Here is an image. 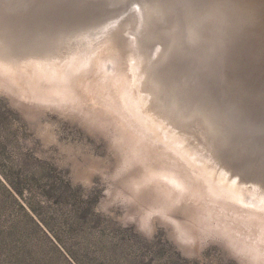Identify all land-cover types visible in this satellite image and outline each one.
Masks as SVG:
<instances>
[{"label":"rangeland","instance_id":"obj_1","mask_svg":"<svg viewBox=\"0 0 264 264\" xmlns=\"http://www.w3.org/2000/svg\"><path fill=\"white\" fill-rule=\"evenodd\" d=\"M149 7L157 18L145 15ZM144 18L157 24L147 40ZM190 18L205 20L202 39L216 49L201 57L187 48L173 60L167 32L187 37ZM81 31L106 33L112 54L92 55L99 65L69 56L45 70L31 58L15 61L18 69L9 65L13 71L0 62V264H264V219L203 192L169 151L128 124L107 87L114 72L108 58L132 38L137 53L152 57L154 75L160 70L177 87L194 61L198 88L233 110L230 138L237 142L219 148L235 145L229 163L241 179L260 182L264 0H0V32L19 44L26 35L71 40ZM144 119L166 132L165 122ZM192 124L179 136L202 140L204 123ZM213 166L217 181L224 169Z\"/></svg>","mask_w":264,"mask_h":264},{"label":"bare ground","instance_id":"obj_2","mask_svg":"<svg viewBox=\"0 0 264 264\" xmlns=\"http://www.w3.org/2000/svg\"><path fill=\"white\" fill-rule=\"evenodd\" d=\"M148 9L151 8L149 7ZM149 11L150 10H148L147 14L145 13V15H147L150 19L153 16H155V14L153 13V11L151 12ZM144 20H146V18H144ZM161 22H163V20ZM22 30L24 31V28ZM39 30L42 31L41 28H39ZM89 31L90 30H88V32ZM76 32H73L74 34L71 33V35L73 34L71 37H73ZM84 33H86V31ZM84 33L82 35V31H81L79 37H76L78 39L74 38L75 40L74 39L65 40V39H61V37H58L56 41L52 40L55 37L43 38L44 36H42L43 35L42 34L36 36L38 37L36 38L34 35L33 37H30L31 35L28 34L29 36L26 35V37H24L25 38L24 42L22 38L21 42L23 44H19L17 43L18 42L17 39L14 38L15 35L14 37H9V34H4L0 32V62L2 61L3 65L7 63L8 66L9 65L11 66V64L16 63L15 61H17L18 59H20L21 62L23 58H31L35 62L36 66L38 65L41 67V69L45 70L46 65L50 63L52 64L53 61L55 62L58 60L61 62L63 59L67 60L71 56L78 55L80 58L82 57L81 55H85L86 59H88V57H91L92 64L99 65V61L97 59L99 56L101 55L106 56L108 54L109 55L112 54L111 50L108 49L107 47L108 46L107 44H110V40H108L110 39V37H108L107 40L103 41L108 36L106 33L102 35L96 34L93 36H91L90 34L86 35ZM50 40H52L53 42ZM131 40H132L131 45L125 44L124 42L122 43V45L121 44L117 45L116 46L117 48L115 50V54H116L115 57L108 58L109 61H111L112 68L114 67V72H113L114 75L113 74L109 75L108 77L109 82L107 87L108 89L110 88L109 92L111 95V99L115 104V106L117 107V110L120 112V114H123L129 125L138 129V131L141 134H144L141 135V137L143 136L142 137L143 139L152 140L156 144H161L163 150L166 149L167 151H169L170 154L173 156V158L176 159L177 162L182 164L181 166L183 167L185 172L191 176V179L199 187H201L202 190H204L203 192H207V194L211 198L215 200L218 199L223 202L226 201L233 202L234 207H237L236 209H239V211L241 209L244 212H248V214L251 213L256 215L255 217L258 218L261 217V219H264V178H262L260 174L259 175L260 177H258L260 182L257 183H250L248 181L246 182L245 179L243 178L241 179L239 177V174L236 172L238 168H236L233 164L229 163L232 162L231 154L235 149L233 148V146L235 145L231 146L232 148L230 147L226 148L224 151H221V149L219 148L220 142H226V143L228 142L229 144H233V143L236 144L235 142L237 141L235 140L234 142V140L230 138L229 131H227L230 128L224 125L222 122L220 123L219 121L218 122L211 121V119L208 117L206 113V104L202 100L198 101L188 97L182 98V96H180V94L176 90L177 86L170 85L169 83L170 81L163 76L166 75L165 73L161 74V76L154 75L152 70L154 67L152 57L145 55L144 53L142 54L137 53L134 48L133 38ZM76 48H78L79 51H76L75 50ZM24 49L27 50L25 51ZM81 50L82 52H80ZM96 53H99L97 54L98 57L94 58L93 56ZM24 60L25 59H23V61ZM65 62H64L65 66L66 64H70L67 61ZM21 64L23 66L22 62ZM14 65L12 67H14ZM57 66L59 67V65ZM60 66L62 67V65ZM16 67L17 69L19 68L18 65ZM11 69H12L11 71H13L16 68L14 67V69L13 68ZM28 70L30 69L28 68ZM40 72L43 73L42 71ZM54 72L56 71L54 70ZM59 72L61 73V71ZM69 72L73 73L75 71L73 70L72 72L71 71ZM28 73L31 74L32 72L28 71ZM60 73L57 74V77L60 75ZM47 75L48 74H46V76ZM38 76H40V79L42 78L41 75ZM33 78L35 79V77ZM183 78L186 79V73L183 74ZM222 105L223 106L221 109L224 117L225 118L230 117V109L228 105L227 104H222ZM144 116L149 117L150 119L152 118L151 121L156 120L160 123L156 125L161 126V123L165 122L164 124H166L165 125L166 132L168 133L164 131L165 129L161 131L162 129L157 127L158 129H161L158 130L154 125L155 122L154 123L149 122L150 120L147 121L146 119H144ZM198 120L204 123V129L199 127V132L200 133L202 132V136H201V138L203 137L202 140L200 138L195 137L192 133L191 136L194 138V140L191 139V137L188 139L187 138L184 139L182 135H181L182 138L179 136V134H182V132H191L192 131L191 127H194V124L192 123ZM190 139L191 141L188 142ZM191 144L195 145L198 154L197 153L193 154V152H191L192 151L190 150ZM212 145H214V147H212ZM221 156L223 157L225 162L219 160L218 157ZM213 164L215 166L218 165L219 168L223 167L222 169H224L223 172H221V174H218L219 176H217L218 177L217 181L215 179L216 173L214 174L212 170L215 168ZM248 177H250V179L252 177L257 178L253 175H250ZM173 185L178 187L179 184L175 183ZM246 189H249L250 193L254 191L253 194L252 193L248 194V192H245ZM257 190H259V193L261 194H259Z\"/></svg>","mask_w":264,"mask_h":264},{"label":"water","instance_id":"obj_3","mask_svg":"<svg viewBox=\"0 0 264 264\" xmlns=\"http://www.w3.org/2000/svg\"><path fill=\"white\" fill-rule=\"evenodd\" d=\"M240 4H241V6H245L247 3L240 1ZM238 6H240V5H238ZM151 9L155 13V15H156L155 17L157 18L158 12L155 11V9H153V7H151ZM215 15L217 18H220V16H218L217 14H215ZM189 21L190 22L193 21V22H192V25H188V27H187V35H186L187 37H184L182 34L175 31L174 29L169 30L167 32V35L171 39V43H172L171 44V53L173 56L172 57L173 60L175 59V57L177 56V53L180 50H184V49L186 50L187 48L189 50H195L196 52H199V55L201 57H204L203 53H206L208 51H209V53L214 52L216 49V45H214L213 42H207V41H204V39H202L203 33L206 30L205 20L203 19L201 21V19L190 18ZM194 23L196 25H194ZM116 24L117 23L115 21H113V22L108 24V27L115 30L117 27ZM156 25L157 24L155 23V21L148 22L147 20H144L142 22L141 28L143 31H141V32H142V34L146 33L145 36L143 35L145 40H147V38L151 36L152 31L155 30V28H156ZM102 28H99V30H102ZM151 43H153V41ZM194 63L195 62L192 61V63H191L192 66L190 67L189 70H186V79H181V80L176 79V80H178L177 83L180 85V87H176L177 92L180 94V96H182V98H185L189 95H192L193 98L201 99L206 104V113H207L208 117L211 119V121H213V122L219 121L220 123L222 122L224 125L229 127V118L224 117L219 103L218 102H214V103L211 102L209 100L206 92L201 91L198 88L199 82L197 85V83L194 80L195 76L190 74V73H192L191 70H193V68L195 67V65H193ZM168 64L169 65H167V66H171L172 63L170 64V60H169ZM155 71L157 73L156 75H158V73L160 72V70H155ZM201 81H203L204 83L208 82L205 79H201ZM169 83H170V85H176L173 82H169ZM229 109H230V107H229ZM232 111L230 109V113H232ZM227 131H229L230 137L234 139L235 134H236L235 131L232 130L231 128L228 129ZM246 175L250 176L249 174H246Z\"/></svg>","mask_w":264,"mask_h":264}]
</instances>
